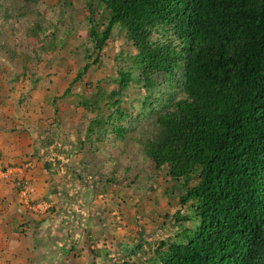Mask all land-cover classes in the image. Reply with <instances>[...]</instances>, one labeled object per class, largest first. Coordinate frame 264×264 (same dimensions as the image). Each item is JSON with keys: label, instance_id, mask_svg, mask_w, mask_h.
Instances as JSON below:
<instances>
[{"label": "trees", "instance_id": "1", "mask_svg": "<svg viewBox=\"0 0 264 264\" xmlns=\"http://www.w3.org/2000/svg\"><path fill=\"white\" fill-rule=\"evenodd\" d=\"M83 1L90 46L71 82L45 102L53 118L56 102L70 98L93 151L131 145L184 188L170 216L179 241L151 253L137 244L128 255L146 264H264V0ZM41 2L0 0L1 39L39 29L25 19L43 17ZM117 34L124 51L114 73L88 78L87 95L72 92ZM183 210L191 216L178 220ZM8 225L21 231L14 219ZM92 255L89 264L105 261Z\"/></svg>", "mask_w": 264, "mask_h": 264}, {"label": "rangeland", "instance_id": "2", "mask_svg": "<svg viewBox=\"0 0 264 264\" xmlns=\"http://www.w3.org/2000/svg\"><path fill=\"white\" fill-rule=\"evenodd\" d=\"M40 10L43 17L25 19L29 28L39 27L33 34L17 27L11 37H0V173L11 171L0 176V220L14 219L21 228L11 233L29 256L25 264H89L94 251L105 257L101 264H146L128 250L139 244L151 253L159 242L179 241L170 216L184 188L131 145L93 151L82 141L81 109L70 98L56 102L53 118L45 102L71 82L90 46L88 11L83 0H43ZM122 45L117 34L102 50L100 67L89 69L72 92L87 95L88 78L93 83L112 75ZM77 176L82 183L65 182ZM185 215L191 213L176 217Z\"/></svg>", "mask_w": 264, "mask_h": 264}, {"label": "crops", "instance_id": "3", "mask_svg": "<svg viewBox=\"0 0 264 264\" xmlns=\"http://www.w3.org/2000/svg\"><path fill=\"white\" fill-rule=\"evenodd\" d=\"M10 221L9 218L0 220V264H25L29 261V256L23 257L22 252L16 248L20 242L15 240V233L9 231Z\"/></svg>", "mask_w": 264, "mask_h": 264}, {"label": "built area", "instance_id": "4", "mask_svg": "<svg viewBox=\"0 0 264 264\" xmlns=\"http://www.w3.org/2000/svg\"><path fill=\"white\" fill-rule=\"evenodd\" d=\"M10 173H11L10 170H5V171H4V174H3V172L0 173V176H1V177H4V175H6V174L9 175Z\"/></svg>", "mask_w": 264, "mask_h": 264}]
</instances>
